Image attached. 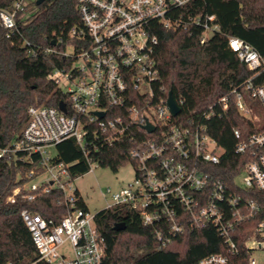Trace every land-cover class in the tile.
Segmentation results:
<instances>
[{
    "label": "built area",
    "instance_id": "2783aa9c",
    "mask_svg": "<svg viewBox=\"0 0 264 264\" xmlns=\"http://www.w3.org/2000/svg\"><path fill=\"white\" fill-rule=\"evenodd\" d=\"M36 1L9 0L10 5L0 7V26L7 38L18 31V15L23 16ZM193 1L76 0L80 25L68 34L75 45L67 44L62 53L74 61L68 70L55 69L49 74V79L68 94L65 111L42 105L29 107L20 134L0 145V162L31 166L25 173L26 181L16 186L6 201L21 196L32 203L56 190L59 196L55 203L65 210L56 218L28 209L20 211L36 252V259L27 264H111L106 260L104 237L95 225V213L79 207L84 203L72 185L68 165L57 162L50 149L74 139L87 157L84 143L88 124L96 125L102 140L110 143L121 138L128 123L140 126L148 137L130 153L134 184L112 194L107 189L105 209L126 205L136 210L144 226L155 227L154 237L161 247L187 227H214L225 254H211L194 264H228L229 256L238 253V225L255 221L243 243L249 253L246 264H264L252 258L255 251H264V217H257L264 208L258 200L259 195L264 196V129L245 139L239 129L233 130L237 140L234 152L247 154L248 161L229 185L214 181L207 170L220 163L224 149L207 133L205 124L221 118L231 100L241 116L255 123L250 102H257L264 110V58L249 43L228 37V49L251 76L188 125L175 122L178 115L171 116L167 99L151 104L152 84L158 76L153 59L156 25L164 30L200 27V44L219 32L214 15L183 17L182 9ZM132 91L144 102L137 105ZM146 123L154 127L151 133L143 129Z\"/></svg>",
    "mask_w": 264,
    "mask_h": 264
},
{
    "label": "trees",
    "instance_id": "16d2710c",
    "mask_svg": "<svg viewBox=\"0 0 264 264\" xmlns=\"http://www.w3.org/2000/svg\"><path fill=\"white\" fill-rule=\"evenodd\" d=\"M8 2L0 0V7L10 5ZM181 12L183 17L214 15L219 26V32L200 44V27L164 30L156 25L153 59L158 76L152 84L151 104L164 101L170 92L180 108L175 122L188 125L251 76L228 49V37L249 43L264 58V0H194ZM17 24L18 31L9 38L0 26L1 146L20 134L29 107L42 105L65 111L68 94L49 79V74L55 69L68 70L74 61V57H64L62 53L67 44L75 45L68 34L71 28L80 25L76 0H43L40 5H29L23 16L18 15ZM132 92L137 105L144 102L143 97ZM250 104L255 123L241 116L232 100L221 118L214 117L205 123L207 133L224 149L220 163L207 169L214 181L231 185L248 161L247 154L240 156L234 152L237 140L233 130L239 129L245 139L250 133L264 129V110L255 101ZM86 129L87 157L74 139L64 140L54 148L56 161L68 165L72 179L88 173L92 164L109 167L113 172L131 164V151L148 137L135 123H128L121 138L110 143L102 140L96 125L88 124ZM30 167L20 162H0V264H27L36 259L29 232L20 218L22 209L45 218H56L65 211L55 203L59 196L56 190L32 203L21 196L13 202L6 201L11 191L26 181L25 173ZM258 200L264 205V196L259 195ZM79 207L85 206L80 203ZM257 217H264V208H260ZM94 221L104 237L106 260L111 264H194L211 254H225V246L212 226L187 227L161 247L154 237L155 227L144 226L138 212L126 205L101 210L95 213ZM121 222L125 228L115 231L114 225ZM254 224L250 220L238 225V253L229 256L228 264L247 263L249 253L243 243Z\"/></svg>",
    "mask_w": 264,
    "mask_h": 264
},
{
    "label": "rangeland",
    "instance_id": "374dc122",
    "mask_svg": "<svg viewBox=\"0 0 264 264\" xmlns=\"http://www.w3.org/2000/svg\"><path fill=\"white\" fill-rule=\"evenodd\" d=\"M68 51L71 52V48H68ZM50 154L55 155V149H50ZM134 179L135 173L130 163L119 168L116 172H113L109 167L92 164L90 171L75 178L72 181V185L78 191L87 210L94 214L105 209L106 200L104 193H106L107 189L110 194L116 193L123 188L132 186ZM252 258L258 263H264V251H255Z\"/></svg>",
    "mask_w": 264,
    "mask_h": 264
},
{
    "label": "water",
    "instance_id": "95a60500",
    "mask_svg": "<svg viewBox=\"0 0 264 264\" xmlns=\"http://www.w3.org/2000/svg\"><path fill=\"white\" fill-rule=\"evenodd\" d=\"M43 2V0H37L35 2V5H40L41 3ZM166 105L168 107V110L171 114V116H176L179 114L180 112V108L179 106L176 104L175 100L173 99L172 97V94L169 92L168 93V97H167V100H166ZM60 109H62V107L60 106ZM99 118H102L103 117V113H100V112H96L95 113ZM143 129L147 132V133H151L153 130H154V127L151 126L149 123H146V125L143 126ZM125 228V224L123 222L121 223H117L114 225L113 229L115 231H121Z\"/></svg>",
    "mask_w": 264,
    "mask_h": 264
}]
</instances>
